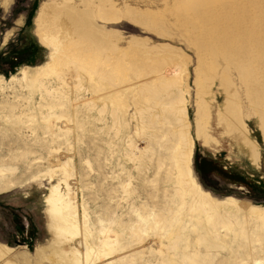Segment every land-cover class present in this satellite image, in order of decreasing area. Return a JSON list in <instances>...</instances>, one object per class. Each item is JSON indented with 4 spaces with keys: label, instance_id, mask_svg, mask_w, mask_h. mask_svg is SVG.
<instances>
[{
    "label": "bare ground",
    "instance_id": "obj_1",
    "mask_svg": "<svg viewBox=\"0 0 264 264\" xmlns=\"http://www.w3.org/2000/svg\"><path fill=\"white\" fill-rule=\"evenodd\" d=\"M78 1L80 7L73 0L43 2L36 34L56 53L41 66L22 67L8 80L0 77V192L44 180L49 184L43 205L51 237L36 249L37 260L264 264V207L214 200L193 177L186 58L172 47H148L147 41L133 37L127 50L120 49L104 25L120 19L119 8L111 0H89L99 25L88 4L81 5L85 0ZM10 2L2 0V5L7 8ZM172 4L173 15L191 25L198 51L195 138L205 146L218 142L210 133L214 93L203 79L204 71L222 60L247 87L246 98L258 114L264 139V0ZM125 12L133 19L137 15L142 25H162L166 31L154 14L135 13L130 7ZM135 43L144 48L139 51ZM160 48L170 60L157 53ZM225 70L219 76L223 103L217 106L218 123L222 134L235 138L250 164L259 168L258 145L243 122L238 94ZM75 152L79 175L71 156ZM111 160H117L113 167L118 174L106 173ZM131 172L137 174L144 200L136 195L139 203L127 204L123 215L117 213L121 201L136 191ZM77 178L83 187L105 192L104 210L89 215L84 201L78 204ZM145 243L146 250L141 247Z\"/></svg>",
    "mask_w": 264,
    "mask_h": 264
},
{
    "label": "rangeland",
    "instance_id": "obj_2",
    "mask_svg": "<svg viewBox=\"0 0 264 264\" xmlns=\"http://www.w3.org/2000/svg\"><path fill=\"white\" fill-rule=\"evenodd\" d=\"M45 1L51 0H11L7 8H4L2 0H0V77L3 79L8 80L12 75L17 74L22 67L35 68L41 66L49 60L51 54L56 53L53 46H43L36 34L37 12ZM174 1L111 0L112 4L117 9L119 8L118 10L122 15L119 20L104 24L106 34L111 39L115 38L117 40L120 49L127 50L133 37L147 41L148 47H172L176 49L175 52H178L181 57L186 58V108L189 122L193 127L191 133L194 147L191 169L195 181L200 189L209 193L214 200L232 199L255 208L264 207V139L257 124L259 121L258 114L255 109L251 108L246 98L245 91L247 87H244L245 85L238 80L236 71L232 67L227 68L222 60H218L211 69L205 70V76L207 77L203 79V85L209 86L214 93L213 100H215H211L210 133L218 142L211 146H205L201 140L196 139L194 136L196 110L194 80L196 78L195 69L198 51L192 43L194 33L191 25L183 20L180 21L181 19L173 15L171 11ZM73 2L79 6L78 0H73ZM85 3L88 4L86 8L91 10L94 20L99 25L102 24L98 20L96 6L91 5L89 0H85L81 5ZM125 7L132 8L135 13L149 12L154 14L163 23L166 31L161 29L162 25L148 27L140 24L137 15L133 19L126 14ZM133 46L139 51L144 48L140 47V43H135ZM163 50V48H160L157 53L164 59L170 60L167 55L168 52ZM171 56L175 57V54H171ZM224 70L233 82L238 94L243 122L248 128L250 137L258 145L261 157L259 168H255L250 164L247 154L241 150L235 138L222 134L223 127L218 123L217 106L223 103V94L219 87V76ZM209 80L213 83L210 84ZM251 89L252 85L248 87V90ZM74 146L75 151H77V145ZM80 147L91 149L90 145H81ZM118 152L116 153L117 156H114V160L120 155V152L119 154ZM71 156H73L76 173L79 175V155L75 152ZM90 158L92 166L96 170V164L93 162L94 154H91ZM114 160L113 162L111 160L112 164L107 166L105 170L107 174H110V172L119 173L118 168L113 167V163L117 161ZM131 175L135 177L132 186L136 188V191L134 194H130L126 201H121L117 213L123 215L126 212L127 204H137L139 198L144 200L141 185H138L139 182L136 179L137 174L131 172ZM91 182L95 185L93 178ZM74 186L78 204L84 201L89 215L101 208L104 210V191L99 192L96 189L83 187L82 183L79 182V178H77V181L75 180ZM106 186L109 185L106 184ZM48 187V182L44 180L40 184L31 183L22 187L15 185V187L0 192V245L13 249L12 252L7 253L0 248V264H50L46 260H37L35 256L36 249L39 246L46 245L51 237L47 229V216L43 205ZM136 195L140 197L138 198ZM141 247L146 250L148 244L145 243ZM141 247H135L134 250H140Z\"/></svg>",
    "mask_w": 264,
    "mask_h": 264
}]
</instances>
